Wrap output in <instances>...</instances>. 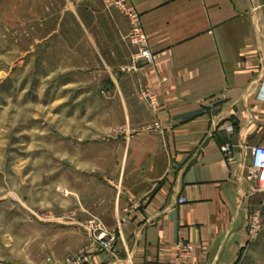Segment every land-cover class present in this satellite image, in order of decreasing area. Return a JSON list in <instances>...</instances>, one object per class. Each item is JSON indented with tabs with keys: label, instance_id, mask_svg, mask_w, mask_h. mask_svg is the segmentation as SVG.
<instances>
[{
	"label": "crops",
	"instance_id": "1",
	"mask_svg": "<svg viewBox=\"0 0 264 264\" xmlns=\"http://www.w3.org/2000/svg\"><path fill=\"white\" fill-rule=\"evenodd\" d=\"M130 3L152 67L133 63L129 22L102 0L18 6L19 16L57 18L53 35L76 26L97 58V85L83 93L81 147L68 140L73 207L57 224L74 235L94 217L115 236L111 250L88 243L80 264H173L183 241L194 247L187 264H240L246 195L259 193L246 183V165L264 142V0ZM144 91L157 96V110ZM156 122L161 131L146 130Z\"/></svg>",
	"mask_w": 264,
	"mask_h": 264
},
{
	"label": "rangeland",
	"instance_id": "2",
	"mask_svg": "<svg viewBox=\"0 0 264 264\" xmlns=\"http://www.w3.org/2000/svg\"><path fill=\"white\" fill-rule=\"evenodd\" d=\"M19 3L0 0V264H80L95 241L89 223L100 220L74 235L56 220L73 207L68 140L81 147L83 93L97 85V58L76 26L53 35L57 18L19 16ZM248 160L246 183L255 190ZM246 201L249 239L240 264H264V194L251 190Z\"/></svg>",
	"mask_w": 264,
	"mask_h": 264
},
{
	"label": "built area",
	"instance_id": "3",
	"mask_svg": "<svg viewBox=\"0 0 264 264\" xmlns=\"http://www.w3.org/2000/svg\"><path fill=\"white\" fill-rule=\"evenodd\" d=\"M108 10H117L125 17L130 25V32L127 41L131 47L136 49V55L133 58V63H143L148 67L155 64V56L149 47L148 36L144 32L138 11L131 6L130 0H102ZM126 71V69H124ZM142 99L147 101L152 109L157 110L159 107L158 98L149 91L142 93ZM147 131H161L160 123H154L146 127ZM229 132H233V128H228ZM224 154H230V148L225 146L222 148ZM251 166L256 176L257 190L264 194V142L262 145L256 146L251 152ZM183 202V201H182ZM88 230L94 234L95 242L101 250H111L116 241L114 235H111L102 225L100 221L93 220L89 223ZM259 214L253 221L251 235L257 232L259 227ZM194 247L189 242H179L176 245V259L173 264H187L192 258Z\"/></svg>",
	"mask_w": 264,
	"mask_h": 264
}]
</instances>
